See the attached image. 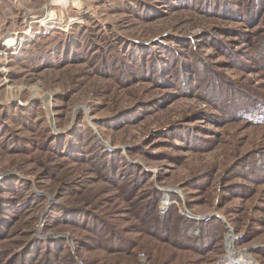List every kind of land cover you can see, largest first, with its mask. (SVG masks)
<instances>
[{
	"label": "rangeland",
	"instance_id": "1",
	"mask_svg": "<svg viewBox=\"0 0 264 264\" xmlns=\"http://www.w3.org/2000/svg\"><path fill=\"white\" fill-rule=\"evenodd\" d=\"M78 1L0 0V264H264V0Z\"/></svg>",
	"mask_w": 264,
	"mask_h": 264
},
{
	"label": "built area",
	"instance_id": "2",
	"mask_svg": "<svg viewBox=\"0 0 264 264\" xmlns=\"http://www.w3.org/2000/svg\"><path fill=\"white\" fill-rule=\"evenodd\" d=\"M168 207V204H164L163 206H161V209L162 210H166ZM231 248H229V250L231 251H228V258H229V261L230 263H233V264H246L245 262L248 260L246 254H242L240 252H236L234 251V249H232V246H230ZM234 247V246H233ZM245 257L244 259L242 257ZM79 264H83V263H79Z\"/></svg>",
	"mask_w": 264,
	"mask_h": 264
},
{
	"label": "bare ground",
	"instance_id": "3",
	"mask_svg": "<svg viewBox=\"0 0 264 264\" xmlns=\"http://www.w3.org/2000/svg\"><path fill=\"white\" fill-rule=\"evenodd\" d=\"M52 2L54 4H67L68 2L69 3H73V5H77L79 4V1L78 0H52ZM7 56V53H4L2 50L0 51V57H5ZM244 257V256H243ZM244 259V258H243Z\"/></svg>",
	"mask_w": 264,
	"mask_h": 264
},
{
	"label": "trees",
	"instance_id": "4",
	"mask_svg": "<svg viewBox=\"0 0 264 264\" xmlns=\"http://www.w3.org/2000/svg\"><path fill=\"white\" fill-rule=\"evenodd\" d=\"M1 188V187H0Z\"/></svg>",
	"mask_w": 264,
	"mask_h": 264
}]
</instances>
